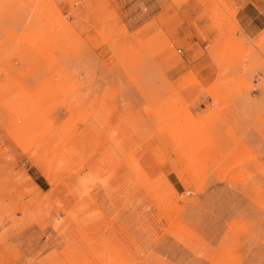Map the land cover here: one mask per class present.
<instances>
[{
  "label": "rangeland",
  "instance_id": "374dc122",
  "mask_svg": "<svg viewBox=\"0 0 264 264\" xmlns=\"http://www.w3.org/2000/svg\"><path fill=\"white\" fill-rule=\"evenodd\" d=\"M249 2L0 0V264H264Z\"/></svg>",
  "mask_w": 264,
  "mask_h": 264
},
{
  "label": "crops",
  "instance_id": "0c3cea01",
  "mask_svg": "<svg viewBox=\"0 0 264 264\" xmlns=\"http://www.w3.org/2000/svg\"><path fill=\"white\" fill-rule=\"evenodd\" d=\"M238 22L248 37L254 36L264 28V14L261 11V5L255 2H249L246 7H242L237 13ZM189 48L188 55L185 57L187 65H193L198 62L205 54L200 55V50L204 48L199 39L190 37L188 43H185ZM205 72V69L201 71Z\"/></svg>",
  "mask_w": 264,
  "mask_h": 264
},
{
  "label": "built area",
  "instance_id": "2783aa9c",
  "mask_svg": "<svg viewBox=\"0 0 264 264\" xmlns=\"http://www.w3.org/2000/svg\"><path fill=\"white\" fill-rule=\"evenodd\" d=\"M177 52H180V50H177Z\"/></svg>",
  "mask_w": 264,
  "mask_h": 264
}]
</instances>
